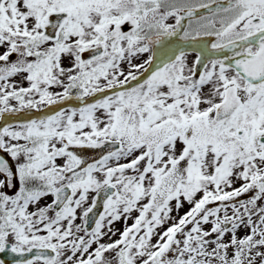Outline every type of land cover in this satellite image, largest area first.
I'll return each instance as SVG.
<instances>
[{
    "label": "snow or ice",
    "instance_id": "1",
    "mask_svg": "<svg viewBox=\"0 0 264 264\" xmlns=\"http://www.w3.org/2000/svg\"><path fill=\"white\" fill-rule=\"evenodd\" d=\"M0 264H264V0H0Z\"/></svg>",
    "mask_w": 264,
    "mask_h": 264
}]
</instances>
